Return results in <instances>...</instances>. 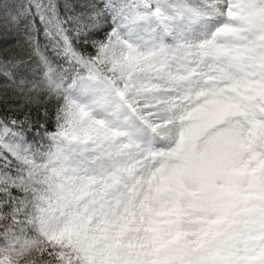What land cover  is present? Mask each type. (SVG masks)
Segmentation results:
<instances>
[{"label": "snow or ice", "instance_id": "1", "mask_svg": "<svg viewBox=\"0 0 264 264\" xmlns=\"http://www.w3.org/2000/svg\"><path fill=\"white\" fill-rule=\"evenodd\" d=\"M0 264H264V0H0Z\"/></svg>", "mask_w": 264, "mask_h": 264}]
</instances>
